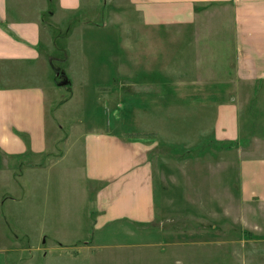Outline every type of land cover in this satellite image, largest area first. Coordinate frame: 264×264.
I'll use <instances>...</instances> for the list:
<instances>
[{
	"label": "rangeland",
	"instance_id": "374dc122",
	"mask_svg": "<svg viewBox=\"0 0 264 264\" xmlns=\"http://www.w3.org/2000/svg\"><path fill=\"white\" fill-rule=\"evenodd\" d=\"M31 2L26 17L43 24L32 46L53 68L52 165L37 196L26 169L14 171L19 187L7 172L0 180V264H244L243 228L264 218L260 204L239 195V146L264 138V91L256 100L263 83L239 81L232 7L206 6L190 18L178 11L179 19L161 11L154 27L138 0H80L77 11L57 0L17 1ZM239 103L240 139L217 136L221 104L234 106L238 126ZM124 147L148 148L145 220L106 219L133 211L147 191L138 154ZM256 147L264 156V141ZM36 210L47 214L42 236L29 215Z\"/></svg>",
	"mask_w": 264,
	"mask_h": 264
},
{
	"label": "crops",
	"instance_id": "0c3cea01",
	"mask_svg": "<svg viewBox=\"0 0 264 264\" xmlns=\"http://www.w3.org/2000/svg\"><path fill=\"white\" fill-rule=\"evenodd\" d=\"M19 0H0V180L9 177L16 186L21 185L20 175L15 170H27L30 196L36 195L37 187H43L42 179L51 170L52 147L49 141L47 126V89L53 87L52 65L46 55L36 51L40 38V27L43 25L38 18L26 17L27 12L35 10L34 2L29 8L27 3H17ZM30 1V0H29ZM80 0H57V7L63 11H77ZM141 9L146 13L147 24L158 27L163 25L161 11L180 12L188 11V18L197 10H205L206 6L219 5L232 7L235 11L236 52L239 58V81L248 83H263L258 93L264 91V0H138ZM17 3L16 5H14ZM47 5V4H46ZM41 8V7H40ZM176 18L183 16L182 13ZM182 18V17H181ZM10 28L21 37L13 39L5 32L4 26ZM31 43V45H30ZM255 101V99L253 100ZM252 101V103H253ZM244 105L239 103V124L233 121L234 106L221 104L215 128L217 136L228 139L229 136L241 137V113ZM235 111V112H234ZM229 123L231 126H229ZM69 136V135H68ZM89 136L88 138H90ZM109 136H104L106 139ZM69 137H67L68 140ZM87 138V137H86ZM248 147L239 146V195L242 202L247 205L260 204V218H264V156L255 155L258 151L256 143L264 141L253 135ZM110 150L109 146H106ZM134 157L143 167L145 173L144 186L147 191L143 202L130 213H123L119 218L107 220L122 221L149 218L152 207V189L148 179V148L139 149L137 154L130 148H123ZM262 151V149H259ZM65 154L57 157L63 158ZM8 158L14 159L17 164L12 170L8 165ZM27 163V164H26ZM26 164V165H25ZM25 170V171H26ZM25 174V173H24ZM6 175V176H5ZM110 177L101 180L107 181ZM105 191V189H104ZM104 191L100 201L104 203ZM32 199V198H31ZM19 202L18 197H12ZM32 202V200H31ZM1 204V197H0ZM39 208V203H34ZM29 214L30 219L35 218V223L40 226L37 234H47L45 221L47 214L40 211ZM254 214L258 209L253 208ZM111 222V221H110ZM44 227V228H43ZM245 246L250 249L251 255L245 256L244 264H264V225L254 223L244 226L243 233ZM250 243V244H249ZM112 246V245H109ZM248 249V248H247ZM6 264H8L6 262Z\"/></svg>",
	"mask_w": 264,
	"mask_h": 264
},
{
	"label": "water",
	"instance_id": "95a60500",
	"mask_svg": "<svg viewBox=\"0 0 264 264\" xmlns=\"http://www.w3.org/2000/svg\"><path fill=\"white\" fill-rule=\"evenodd\" d=\"M62 83H63V84H66V81H63Z\"/></svg>",
	"mask_w": 264,
	"mask_h": 264
}]
</instances>
